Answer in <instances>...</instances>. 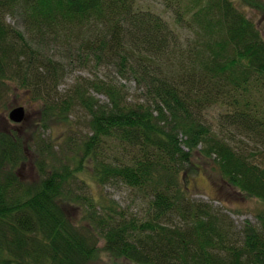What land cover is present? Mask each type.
I'll return each instance as SVG.
<instances>
[{"label":"trees","instance_id":"16d2710c","mask_svg":"<svg viewBox=\"0 0 264 264\" xmlns=\"http://www.w3.org/2000/svg\"><path fill=\"white\" fill-rule=\"evenodd\" d=\"M166 2L174 26L140 0H0V108L17 90L43 103L28 137L0 130V264H264V26L244 9L264 21V0ZM75 60L139 99L110 71L56 95ZM51 118L62 143L45 137ZM28 152L35 181L20 175ZM206 169L258 201L256 224L193 197ZM93 184L125 185L139 213Z\"/></svg>","mask_w":264,"mask_h":264},{"label":"rangeland","instance_id":"374dc122","mask_svg":"<svg viewBox=\"0 0 264 264\" xmlns=\"http://www.w3.org/2000/svg\"><path fill=\"white\" fill-rule=\"evenodd\" d=\"M139 6L143 9L153 11L163 17L171 24V26H174V10L167 6L166 0H140ZM244 9L247 14L253 18V20H257L262 26H264V21H262L261 15L258 12L248 7ZM8 22L13 25H18L16 17L8 18ZM179 31L185 33L183 29H180ZM48 51H50L48 54L55 60H61L63 63H67V59L64 58L63 51L60 48L55 47ZM109 71L111 77L126 85L130 101H136L139 99L140 93L136 83L121 79V76L118 75L114 69L109 70L102 68L98 71L92 67H85L84 65L77 63L76 60L74 63L66 67L61 84L55 94H59L61 97L62 94L65 93V91L70 90L79 79H88L95 77V75L103 78ZM9 95L10 99L2 108H0V130L16 129L17 131L19 130L22 135L25 134V136L28 137L27 133H29V131H31L36 124H40L42 122L43 115L41 113V107L43 106V103L40 102V100H34L32 96L24 90H17L15 94L10 93ZM97 97L103 101L107 100L103 95H97ZM15 106H24L27 110L26 120L20 125L9 119L10 111L15 108ZM75 119L77 126L73 127L72 135L76 138L88 135L89 131H87L86 127L84 128V122L86 123L87 119L86 115L82 111H79ZM48 125L49 129L44 132L45 137L48 139L50 136H54L55 139H58L59 143H62V138L67 135V128L64 125H56L52 118L48 120ZM57 149L58 145H56V150ZM29 155L30 156L27 159L28 161H26L22 169H20V175L23 180L35 181L38 178L39 170L37 164L34 163L31 153H29ZM191 186H195V188L198 189L196 191L197 194H193L195 199L211 203L214 207L222 209V211L231 216L239 229H242L247 221H250L253 224L257 223L255 213L260 207L258 201L243 194H238L212 170L206 169V171L201 172L196 177L195 183ZM73 187L74 193L79 194L80 191L78 188L80 187V184L78 181L74 182ZM89 194H93L97 198H111L112 200L120 203V205H122L125 209L129 208V210L133 212H136L139 209L138 206L141 204L140 200L136 199L134 192L123 184L107 185L105 187L93 184V186H91V190H89ZM139 211L140 209L138 210V213ZM76 214L81 217L83 215V211L78 210ZM93 264L133 263L123 258H116L103 252L100 257L93 262Z\"/></svg>","mask_w":264,"mask_h":264},{"label":"water","instance_id":"95a60500","mask_svg":"<svg viewBox=\"0 0 264 264\" xmlns=\"http://www.w3.org/2000/svg\"><path fill=\"white\" fill-rule=\"evenodd\" d=\"M9 118L14 123H22L26 119V109L23 106L16 107L11 110Z\"/></svg>","mask_w":264,"mask_h":264}]
</instances>
